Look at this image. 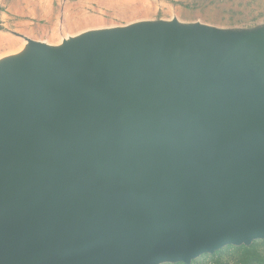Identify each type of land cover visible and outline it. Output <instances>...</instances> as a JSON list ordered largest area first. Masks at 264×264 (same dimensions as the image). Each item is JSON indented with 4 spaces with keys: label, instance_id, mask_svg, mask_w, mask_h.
<instances>
[{
    "label": "water",
    "instance_id": "95a60500",
    "mask_svg": "<svg viewBox=\"0 0 264 264\" xmlns=\"http://www.w3.org/2000/svg\"><path fill=\"white\" fill-rule=\"evenodd\" d=\"M0 130V264H153L264 235V63L78 80Z\"/></svg>",
    "mask_w": 264,
    "mask_h": 264
},
{
    "label": "rangeland",
    "instance_id": "374dc122",
    "mask_svg": "<svg viewBox=\"0 0 264 264\" xmlns=\"http://www.w3.org/2000/svg\"><path fill=\"white\" fill-rule=\"evenodd\" d=\"M103 56L127 58L117 79L168 61L264 63V0H0V130L47 100L43 81L98 82ZM153 264H264V235Z\"/></svg>",
    "mask_w": 264,
    "mask_h": 264
},
{
    "label": "bare ground",
    "instance_id": "6f19581e",
    "mask_svg": "<svg viewBox=\"0 0 264 264\" xmlns=\"http://www.w3.org/2000/svg\"><path fill=\"white\" fill-rule=\"evenodd\" d=\"M110 56H115V55L112 54ZM93 61H96L98 64L101 62L100 68L88 73L87 77L94 78L99 83L104 84V85H111L112 83H115L114 82L115 73H117V71L122 68L125 62H128L125 56H120V57L117 56V58L115 59L110 58V57L105 59V56H103L100 58L93 59ZM128 67L129 66L127 65L124 68L126 69ZM42 87H43V90L41 94H43L44 97L48 99H51V98L81 99L86 96L83 91L71 90V89L65 88L62 85V83L56 81L55 79L51 83H46L43 81ZM16 93H18V90L15 88L14 94ZM6 94H9V90H7Z\"/></svg>",
    "mask_w": 264,
    "mask_h": 264
},
{
    "label": "trees",
    "instance_id": "16d2710c",
    "mask_svg": "<svg viewBox=\"0 0 264 264\" xmlns=\"http://www.w3.org/2000/svg\"><path fill=\"white\" fill-rule=\"evenodd\" d=\"M244 254H246V255H244V256H246L245 258H247V259H245L244 261L245 262H247V263H249L250 261H248V257H250V253H244ZM239 263H241V262H239Z\"/></svg>",
    "mask_w": 264,
    "mask_h": 264
}]
</instances>
